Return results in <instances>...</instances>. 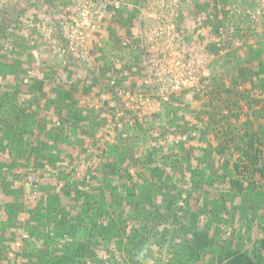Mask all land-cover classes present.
<instances>
[{
    "label": "rangeland",
    "instance_id": "rangeland-1",
    "mask_svg": "<svg viewBox=\"0 0 264 264\" xmlns=\"http://www.w3.org/2000/svg\"><path fill=\"white\" fill-rule=\"evenodd\" d=\"M263 48L264 0H0V98L28 116L8 125L12 109L0 104V264H36L45 253L46 264H132L113 234L103 240L89 220H75L78 192H111L115 178L101 174L121 133L146 160L126 162L122 180L137 169L170 171L185 152L199 155L196 136L240 141L256 96L238 74L257 68ZM108 83L117 96L106 93ZM70 88L74 100L64 99ZM121 109L127 123L118 121ZM133 118L140 130L128 132ZM249 128L264 137L263 119ZM59 146L64 154L55 159ZM219 155L233 162L238 154L232 147ZM90 173L97 180L86 183ZM253 181L264 184L258 175ZM133 219L124 206L120 228ZM159 230L144 232L142 264L170 261L178 239ZM119 233L124 240L128 232Z\"/></svg>",
    "mask_w": 264,
    "mask_h": 264
},
{
    "label": "trees",
    "instance_id": "trees-1",
    "mask_svg": "<svg viewBox=\"0 0 264 264\" xmlns=\"http://www.w3.org/2000/svg\"><path fill=\"white\" fill-rule=\"evenodd\" d=\"M9 63L5 62L4 65L8 66ZM238 77L241 78L245 91L256 96L255 110L249 108L252 113L248 112L243 122L246 130L239 138L240 141L233 143L231 140L230 143L227 139H217L213 145L211 140H199L194 134L192 137L197 138L194 150L197 149L199 155L195 156L194 152L189 151L190 154L186 157L187 142H180L185 153L174 158L168 167L170 171L148 167L139 173L137 169L135 175L131 171L126 172L127 178L122 180L118 177L126 162L136 164L139 161L145 163L146 160L134 156L132 144L127 143L128 138L122 139L121 133L108 150L105 160L107 172L103 171L101 174L115 178V186L107 197L78 192L83 203L80 215L75 220L78 223L89 220L91 228H96V234L103 240L113 234L115 239H119L117 245L124 246V251L131 258H136L135 261L130 259L132 264H142L147 257L145 247L150 240L145 233L156 232L159 227L162 230L158 232H172L178 239L171 259L166 264H264V184L257 183L256 186L253 181L257 175L264 179V152L261 150L264 137L255 138L248 134L252 119L264 120V48L257 68L250 69V73L245 69L241 70ZM37 85L41 91L43 82ZM115 89L116 86L108 83L106 93L115 97ZM99 93L97 92L98 95ZM2 103L9 105V109H12L9 115L14 116L12 122L8 121V125L28 122L25 109L14 106L11 97L0 98V104ZM120 113L122 116L118 121L125 119L127 123V115L122 109ZM5 126L7 127L6 123ZM9 128L11 131V127ZM23 128L26 130L25 124ZM134 130H140V121L135 118L127 128L128 132ZM60 137L61 135L56 134L53 141L61 140ZM182 146L179 147L182 149ZM232 147L237 151V160L225 162L219 155L221 149L231 150ZM190 149L193 148L190 146ZM194 160L196 165L192 166ZM96 176L97 174L90 173L84 175L83 180L86 183L92 182V179L97 180ZM180 176L184 178V183L180 182ZM106 179L108 178H104ZM224 183L226 186L223 189ZM124 206L129 216L133 220L137 219V224L128 226L127 230L120 228ZM103 219L108 220L110 225L106 227L103 222H98ZM61 223L58 221V225ZM119 232H128L124 240ZM48 255L45 253L38 256L36 264H46Z\"/></svg>",
    "mask_w": 264,
    "mask_h": 264
},
{
    "label": "crops",
    "instance_id": "crops-1",
    "mask_svg": "<svg viewBox=\"0 0 264 264\" xmlns=\"http://www.w3.org/2000/svg\"><path fill=\"white\" fill-rule=\"evenodd\" d=\"M91 88H92V86H91ZM67 90V92L65 93V98L64 99H66L67 98V96H69V94H70V96L69 97H71V99L73 98V94H74V88L72 89V88H70L69 90L68 89H66ZM71 90V91H70ZM92 90H93V88H92ZM94 91V90H93ZM70 92V93H69ZM96 93L97 92H100L99 94H101L102 93V91L101 90H96L95 91ZM76 97V96H75ZM73 100H74V98H73ZM65 102V101H64ZM75 103H80V98L77 100V101H74ZM67 105V104H66ZM70 105V104H69ZM79 106H80V104H79ZM40 118H41V116H40ZM59 151H58V158H60L61 159V157L63 156V154H64V149L62 148V150H61V146H59Z\"/></svg>",
    "mask_w": 264,
    "mask_h": 264
},
{
    "label": "built area",
    "instance_id": "built-area-1",
    "mask_svg": "<svg viewBox=\"0 0 264 264\" xmlns=\"http://www.w3.org/2000/svg\"><path fill=\"white\" fill-rule=\"evenodd\" d=\"M36 192V191H35Z\"/></svg>",
    "mask_w": 264,
    "mask_h": 264
}]
</instances>
